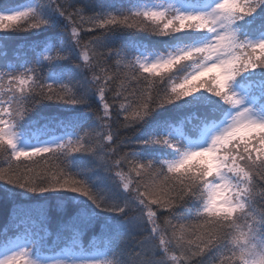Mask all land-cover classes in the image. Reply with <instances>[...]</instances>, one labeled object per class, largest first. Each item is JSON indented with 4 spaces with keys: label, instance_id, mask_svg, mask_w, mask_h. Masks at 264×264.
I'll list each match as a JSON object with an SVG mask.
<instances>
[{
    "label": "snow or ice",
    "instance_id": "1",
    "mask_svg": "<svg viewBox=\"0 0 264 264\" xmlns=\"http://www.w3.org/2000/svg\"><path fill=\"white\" fill-rule=\"evenodd\" d=\"M91 7L85 16L74 0H0V43L52 32L31 60L0 68L3 191L54 195L71 236L51 251L35 225L17 223L0 264H202L209 254L210 264H264V0ZM133 30L166 39L158 50L120 38ZM46 102L66 114L44 118L48 138L28 144L24 124ZM166 105L204 112L187 130L169 119L141 136L113 128L114 117L143 127ZM47 208L45 198L41 224ZM97 225L84 248L81 234Z\"/></svg>",
    "mask_w": 264,
    "mask_h": 264
},
{
    "label": "trees",
    "instance_id": "2",
    "mask_svg": "<svg viewBox=\"0 0 264 264\" xmlns=\"http://www.w3.org/2000/svg\"><path fill=\"white\" fill-rule=\"evenodd\" d=\"M153 0H106L107 3L115 6H131L135 3H145ZM13 6L27 2V0H8ZM73 2V0H69ZM95 0H74L77 7L84 8V15L90 16L93 14L95 9L91 5ZM55 31H59L56 29ZM52 32L47 33H33V32H13L9 34V38L6 42L0 43V68H3L7 63H18L23 61L25 58L31 60L33 58V47L35 44L40 43L44 40L45 36L51 35ZM90 35V34H89ZM87 38V36H85ZM121 39L135 41L141 43L150 48L161 49L162 42L166 39L163 37L152 36L147 32L133 30L125 31ZM115 43H119L117 40ZM71 67V65H66ZM97 104L93 103V108H96ZM77 111L86 112L87 109L78 108ZM204 109L200 106L188 107L184 109H177L173 105H166L165 108L157 110L151 118H149L148 123L144 124L143 127L136 126L135 129L124 128L120 124L115 123V117L113 121V128L119 129V137H130V136H141L148 132L151 125L157 120L169 119L172 121L183 122V127L185 130L190 129L194 126L198 118L203 114ZM63 113L60 108L49 102H46L44 106L40 107L36 112L31 115V120L24 124L22 129L23 138L28 144L37 143L39 140L47 139L43 125L47 123L46 117L51 116H62ZM119 120L123 122V115L119 117ZM31 121H38V123H31ZM59 135V132L56 133ZM127 151V149H123ZM138 150H141L148 155L153 151L151 148H144L143 146H138ZM27 151H30L27 150ZM38 159V158H35ZM13 163H16L13 161ZM22 165H29L32 162L21 157L19 161ZM83 163H86L83 162ZM6 163L2 155H0V167H6ZM5 185L3 181H0V243H3L6 238H15L16 230L15 224L26 221L31 227L35 225V231L39 232L41 235L45 236L46 247L51 251H59L63 248L66 243L71 238L70 233L66 231H61L60 224L63 220L67 219L65 213H63L60 208L62 205L60 202L56 201L54 195L49 196V194H31L20 196L17 195L15 199H9L3 191ZM11 187V186H7ZM17 193H22L23 190L15 189ZM123 189H121V192ZM47 198L48 208H47V219L45 223L41 224L42 220H45L44 215L41 212V202ZM13 203L17 204V208H13ZM184 210H180L178 215H182ZM129 215H135V213H129ZM122 218H118L120 222ZM175 222V221H174ZM159 223L163 224L161 219ZM46 228L47 232H43L42 229ZM7 232V237L5 236ZM99 233V225L94 228H90L84 231L80 236V243L84 248H89L94 242V238ZM19 234H23V229L20 230ZM139 233L135 235V240L140 239ZM134 239L129 237L127 242H121L120 247L124 248L126 251L132 249ZM147 248H151V245H146ZM129 254H131L129 252ZM212 254L205 256L203 258H197L202 260V264H210ZM136 264H142L144 259L141 257H134ZM192 264H196L193 260Z\"/></svg>",
    "mask_w": 264,
    "mask_h": 264
},
{
    "label": "rangeland",
    "instance_id": "3",
    "mask_svg": "<svg viewBox=\"0 0 264 264\" xmlns=\"http://www.w3.org/2000/svg\"><path fill=\"white\" fill-rule=\"evenodd\" d=\"M150 2H158V0H153V1H150ZM29 149H30V148H27V147H26L25 150L27 151V150H29Z\"/></svg>",
    "mask_w": 264,
    "mask_h": 264
}]
</instances>
